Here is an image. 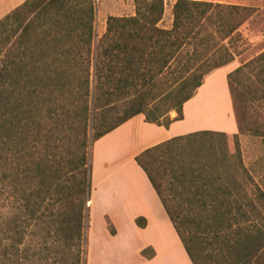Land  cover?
Here are the masks:
<instances>
[{
    "label": "trees",
    "instance_id": "1",
    "mask_svg": "<svg viewBox=\"0 0 264 264\" xmlns=\"http://www.w3.org/2000/svg\"><path fill=\"white\" fill-rule=\"evenodd\" d=\"M134 4L133 16L108 18L96 46L95 0H26L0 20V264H84L90 137L139 115L165 127L183 120L206 79L234 63L225 42L256 12L175 0L165 29L166 0ZM228 82L235 109L264 103V52ZM211 133L173 138L136 162L192 264H264V190L245 167L217 168L201 155L200 137Z\"/></svg>",
    "mask_w": 264,
    "mask_h": 264
},
{
    "label": "rangeland",
    "instance_id": "2",
    "mask_svg": "<svg viewBox=\"0 0 264 264\" xmlns=\"http://www.w3.org/2000/svg\"><path fill=\"white\" fill-rule=\"evenodd\" d=\"M198 1L231 6H244L256 9L255 14L248 19L231 40L226 41L225 43L229 45L231 49L230 51L235 57L234 64L240 66L264 52V0ZM14 3L15 0H0V16L5 10H7V7L12 6ZM174 4L175 0H166L165 14L160 25L162 28L170 29L172 27V10ZM95 7V46L106 32L107 20L109 17H130L135 14L134 0H95ZM211 52L212 51L208 52V56ZM208 58L210 59V57ZM207 62L208 65H205L203 72L200 73H206V71L212 68V61L207 60ZM217 78L218 83H216L215 86H210L207 93H204L200 100L195 102V104L199 103L195 112L192 114L187 112L186 121L177 124L176 132H185L188 130H194V132L216 130L223 127V121L225 122V125L228 123V116L226 115L230 109L229 105L228 107L226 106L227 100L225 101L223 92L224 85H227V82L222 74H219ZM198 91L195 93L194 97L197 95ZM214 95H217L218 98L214 99ZM239 103L237 109H235L234 100L232 98V115L238 126V133L232 134L227 131H211L214 133L201 136L200 141L204 144V153L201 155L205 156L207 160L217 168L227 166H237L239 168L245 167L250 173L251 180L264 190V137L255 136L253 131H251V129H253L259 130L260 133L264 132V103L256 102L252 109H249L248 107L249 111H246L242 104L239 105ZM211 104L216 105L221 109L217 112H215V109L208 110L207 105L210 107ZM185 105L186 104H184L182 109L183 119H185ZM248 106H250V104ZM247 113L253 118L250 119L248 127L241 130L239 128L241 123H239V119L241 121ZM178 116L179 114L176 111H171L169 113V118L171 120H175ZM165 122H167L166 119L163 123ZM131 137L132 135L130 138ZM89 141L88 153L90 164L93 169L94 151L97 141H93L91 137ZM107 150L109 151V148ZM62 153L63 148L60 149L58 155L62 157ZM99 166L100 164L98 162L97 167L99 171H96L98 172L96 182L99 185H103L105 179L104 170L102 169V165ZM21 167L20 160L17 158L15 168ZM239 179L240 182H251L250 178L245 174H242ZM93 184L94 183H92V187ZM5 203L6 201L4 200V197L2 198L0 196V221L3 219ZM91 205L92 195L87 202L89 218L87 221L88 228L85 232L86 242L84 246V264H106L107 262H109L108 264H140L141 262V264H144V261L150 260L156 255V252L149 247L141 252L140 258H137V246L143 245L145 238L140 236H138V238L135 237L137 245L125 247L128 236L133 235L131 222L127 220L114 221L109 218H104L99 209L90 213ZM117 231L121 234L120 239L113 240L108 238L107 234L115 236ZM159 239H161V237H159ZM176 244L175 242H172L170 246L167 243L161 244L158 247L157 257L151 264H171L172 261L176 259L181 262L185 260L186 264H192L184 251V247H179L178 241H176ZM137 260H140L141 262H138Z\"/></svg>",
    "mask_w": 264,
    "mask_h": 264
},
{
    "label": "crops",
    "instance_id": "3",
    "mask_svg": "<svg viewBox=\"0 0 264 264\" xmlns=\"http://www.w3.org/2000/svg\"><path fill=\"white\" fill-rule=\"evenodd\" d=\"M25 1L26 0H15V3L7 7V10L2 13L0 19L2 20ZM239 67L241 66L232 63L210 75L199 88L197 95L186 103L184 108L185 119L174 122L169 127H165L163 125L149 123L146 121L144 115H139L104 136L95 144L92 169V183L94 184L90 213L99 209L104 218H109L114 221L127 220L131 222L133 235L128 236L125 247L136 246V238L140 236L145 239L143 245L137 246L136 257L140 258L141 252L145 248L150 247L156 252V255L150 260L144 261V264H151L156 259L158 247L161 244L167 243L170 246L172 242L176 244V241H178L179 247H183V245L146 173L137 164L136 157L147 149L153 148L173 138L195 132L227 131L232 134L238 133V126L232 115V97L228 76ZM219 74H222L227 82V85L222 84L225 86L223 92L225 101L227 100L226 106L228 107L229 105L230 109L226 115L228 116V123L225 125L223 121V127L216 130L195 132L194 130H188L185 132H176L177 124L186 121L187 112L192 114L195 112L197 106H199V103L195 104V102H198L204 93H207L210 86H215L216 83H218L217 76ZM213 98L217 99L218 96L214 95ZM207 107L208 110L215 109V112L221 109L212 104L210 107L207 105ZM131 135L132 139L130 138ZM108 148L109 151L107 150ZM98 162L100 166H103L102 169L104 170L105 179L103 185H99L96 182L98 175L96 171H99L97 167ZM139 218L146 220L145 228H139L136 225V220ZM107 235L108 238L113 240L120 239L121 237L118 231L115 236ZM159 237H161V239H159ZM137 261L141 262L140 260ZM108 263L109 262L106 264ZM171 264H186V261L183 260L181 262L176 259L172 261Z\"/></svg>",
    "mask_w": 264,
    "mask_h": 264
}]
</instances>
